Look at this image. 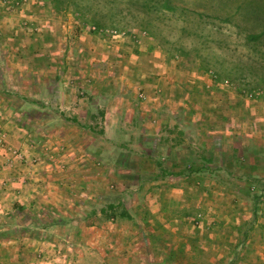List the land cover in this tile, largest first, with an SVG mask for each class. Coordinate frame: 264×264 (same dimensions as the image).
Segmentation results:
<instances>
[{"label":"rangeland","instance_id":"374dc122","mask_svg":"<svg viewBox=\"0 0 264 264\" xmlns=\"http://www.w3.org/2000/svg\"><path fill=\"white\" fill-rule=\"evenodd\" d=\"M32 7L66 25L62 62L45 26L19 23L9 56H40L48 80L38 96L0 82V148L9 123L50 180L37 204L0 209V264H264V0H0V19ZM154 133L198 157L162 156Z\"/></svg>","mask_w":264,"mask_h":264},{"label":"crops","instance_id":"0c3cea01","mask_svg":"<svg viewBox=\"0 0 264 264\" xmlns=\"http://www.w3.org/2000/svg\"><path fill=\"white\" fill-rule=\"evenodd\" d=\"M25 18L34 21L36 25L45 26V30H44L45 35H54L55 37L54 43L53 44L51 43V44L53 45L52 50L54 49V51L52 54L55 60L52 59L53 63L49 60L50 67H52L51 69H54L53 67H58L59 63L62 62V59L59 58L60 51L62 49L60 45L62 44L61 34L63 33L61 31V27L66 28V25H63V23L59 22L60 17H58L57 15H55L54 13L48 10H45L44 8H33L32 7V8H29L28 11L22 12V14L10 15L9 17H7L6 20H4V22L2 21V19H0V82L3 83V85L8 88L6 91H4L6 95L11 90L13 92L14 90H18L20 88L36 90L35 89V87H37L36 82L39 83L38 87H40L41 89L42 87L41 82H45L46 80H48V79H44L45 77H41L43 74L46 75L45 66L48 64V61L40 60L39 58L40 56L37 59L30 58V57H28V59H20V58L16 59L14 56L12 57L9 56L13 52V46H14L12 45L13 43H12V39L10 35L15 33V36L18 37L20 34H23V35L25 34L24 30H21V28L18 27L19 23L23 22ZM1 35L4 37H1ZM6 35H9V36H6ZM24 39L26 43L30 44L31 40H29L25 36H24ZM57 41L60 42V44H57L56 43ZM42 43L43 42L40 40L39 43H36V44L31 43V45H28V47H23L20 50H27L29 53H32L34 50L42 51V47L44 46ZM25 69L26 71H24ZM56 78H57V72L55 71V79ZM167 79L169 82H173L171 77H168ZM160 81L162 82L161 84L165 85L166 82L164 80L160 79ZM25 82H27L28 86H26V84L23 85V83ZM29 83H32L33 87H30ZM147 89L149 90L150 87H148ZM151 89L153 90L154 87ZM39 92H40L39 90H36L35 92L33 91V95L38 96L37 94ZM61 95H62V98L64 99L67 98V94L63 95V93H61ZM69 97L71 99H67V103L69 104L72 103L70 104V108L73 109L74 112H79V111L84 112V109L88 107V105L87 107H84V105H82L81 108L76 111V108L78 107L77 101L74 100L75 98L72 95H69ZM72 100H74V102H71ZM1 102L2 101H0V108L4 109L5 108L4 106L6 105H3V103ZM82 102L81 104L84 103ZM199 110L202 113L201 109ZM110 113L107 111L104 116L105 134L107 132V129L109 128L106 125H109L111 123V118L109 115ZM155 120H153V122L156 123V124H153V129H155L154 131L157 130V126L158 124H160V122L155 121ZM203 121L200 123V126L202 124L204 125ZM213 124H215V126L212 127V129L214 130H218L220 128L225 129V127H222L221 125L217 126V123H213ZM3 126L9 132L7 146H10V147L7 148L8 150L6 149L7 146L0 148V209H1V212L10 211L13 208H15V206H18V205L22 207H26L27 209L29 207V203L37 204L38 202L41 201L42 196L40 195V193H42L41 192L42 184L40 182H48V180H50L49 179L50 177L45 176L44 174H42L40 171L36 169V166L38 165L37 163L38 158L36 157L35 151L31 152L30 148L28 150L27 149L28 147L26 148L24 146L25 145L24 144V140H25L24 134L16 131L15 128L10 127L11 125H9V123L4 122ZM19 131H22V129H20ZM153 135H155V137L151 138V142L154 146L161 147L162 156L164 155L173 156L175 152H181L184 154V153L193 151L195 157H198L199 152H196L195 151L196 148L195 147L193 148L191 145L193 144L194 146H197L195 145L196 143H194V141H190V143H187L185 141L187 139L184 137L185 138L184 141L179 142L178 145H176L175 147L166 148L167 143L165 142V140L162 139V137L161 139L160 138L158 139V137H156V136H160L158 133H154ZM76 136L78 135H75L74 133L72 134L71 143L78 142V144H82V147L88 144L82 141L81 137L77 139ZM67 137H69V134ZM62 138L63 137L61 135L57 139H62ZM64 138L66 139V137ZM219 142L221 143V141ZM222 144H225V143H221V145ZM208 146L211 147L213 146V144L209 143ZM13 147L21 151L25 150L24 152H25L26 160L20 162V160H18L14 156L13 152L9 151V150H12ZM21 148H24V150H22ZM216 149H218V146L216 147ZM75 154L71 155L69 163L71 165L70 167L72 169L74 168L73 169L74 172H77L79 167L76 162H81L80 164H82L84 161L82 157L84 156L82 155V156L76 157ZM197 160L198 159L194 161H197ZM34 163H37V164H34ZM39 169H41V167ZM254 170L257 171L256 168ZM83 172L84 171L82 170L81 173ZM184 176H185L184 174L179 175V177L181 178H183ZM179 177H177L178 180H180ZM185 179L187 180L186 176L183 180ZM73 180L74 178H72V180L68 182L73 184ZM177 186H180V185L178 184ZM181 186L184 187V183H182ZM54 193L56 195V192ZM54 193L49 191L47 193L48 198L46 200H49V199L53 200V197L50 195ZM50 202H52L51 204L54 203L53 201H50ZM163 206H166V204L164 203ZM192 254L194 255L195 253H191V255Z\"/></svg>","mask_w":264,"mask_h":264},{"label":"trees","instance_id":"16d2710c","mask_svg":"<svg viewBox=\"0 0 264 264\" xmlns=\"http://www.w3.org/2000/svg\"><path fill=\"white\" fill-rule=\"evenodd\" d=\"M181 142V141H180ZM238 158V162L240 161H244V158H242V157H237ZM207 161V162H210V160L211 159H205L202 155H201V159H200V161L201 162H203V161ZM196 162H199V160H197ZM195 161L190 165V167H189V169H185L184 171H181V173H177L176 175L177 176H179V175H181V174H188V177H190L191 175H193V174H197L198 173V168H197V164H195L196 163ZM189 170V171H188ZM125 215V214H124ZM126 216L127 215H125V218H126ZM127 218H128V216H127Z\"/></svg>","mask_w":264,"mask_h":264},{"label":"built area","instance_id":"2783aa9c","mask_svg":"<svg viewBox=\"0 0 264 264\" xmlns=\"http://www.w3.org/2000/svg\"><path fill=\"white\" fill-rule=\"evenodd\" d=\"M5 136H6L5 133L2 130H0V143L3 142Z\"/></svg>","mask_w":264,"mask_h":264}]
</instances>
